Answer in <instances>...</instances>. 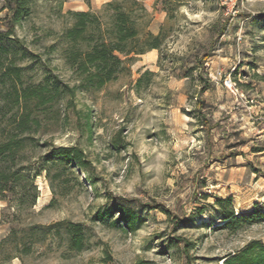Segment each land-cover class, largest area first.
Returning a JSON list of instances; mask_svg holds the SVG:
<instances>
[{"label":"rangeland","instance_id":"374dc122","mask_svg":"<svg viewBox=\"0 0 264 264\" xmlns=\"http://www.w3.org/2000/svg\"><path fill=\"white\" fill-rule=\"evenodd\" d=\"M106 1L65 0L58 11L35 0L11 35L19 41L0 48V145L24 137L15 159L0 162L8 178L0 264H224L251 241L264 245V0H124L143 53L101 88L76 89L70 103L60 92L42 105L13 104L6 54L20 67L18 93L51 91L47 75L73 85L63 56L67 11L98 12ZM148 32L159 35L157 48L146 46ZM22 105L39 124L15 135L8 117ZM70 146L85 168L54 150ZM109 196L134 211L133 226L118 213L98 218ZM229 210L253 216L227 227ZM69 221L83 226L80 251L69 247Z\"/></svg>","mask_w":264,"mask_h":264},{"label":"trees","instance_id":"16d2710c","mask_svg":"<svg viewBox=\"0 0 264 264\" xmlns=\"http://www.w3.org/2000/svg\"><path fill=\"white\" fill-rule=\"evenodd\" d=\"M52 3V8L61 10L62 3L65 0H46ZM86 3L88 0H84ZM124 0H109L103 3L100 11L92 12L89 10H68L67 14L73 19L72 23L63 29L62 37L67 45L63 48V56L65 63L74 73L76 83L69 85L63 83L60 87L56 75H47L46 79L53 80L52 90L46 91L47 86L40 85L36 88H22V93H18L16 85L21 82L20 67L14 64L13 58L15 53L6 54V58L10 59V64L6 67V74L10 75L12 86L15 91L13 104H26L30 98L36 99V105H42L46 102L53 101L62 92L68 95V101L75 95V90H87L101 88L105 83L116 78L121 70L125 60L132 58L134 54L143 53L142 47L139 46L140 30L137 26L136 18L133 16V7L125 6ZM0 12L6 11L4 17L0 18L5 26L4 29L0 25V48L7 49L10 42H18V38L11 35L15 26L19 25L23 20L29 18L33 11L35 0H0ZM139 1L133 0L137 6ZM143 8L142 5H140ZM147 47L157 48L159 35H153L148 32ZM51 47V46H50ZM12 57V58H11ZM208 55L205 54L204 59ZM203 82L200 92H204L208 87L205 79L199 77ZM203 102L197 99L198 112ZM3 106H0L1 115L5 116ZM8 117L11 121L15 135H20L34 128L39 124L37 116H33L32 109L27 105L16 107V109ZM201 124L207 128L208 121L203 114H200ZM24 137L16 138L10 136L5 143L0 145V162L4 161L7 156L15 159L18 154L21 141ZM15 147V148H14ZM62 157L67 161L76 163L77 166L85 168L84 154L80 149L74 146L58 147L57 149ZM7 152V153H6ZM54 152V151H53ZM84 172H88L84 169ZM19 171L15 170L12 175L14 179L19 176ZM8 181L6 171L0 166V199L2 192L7 190L5 185ZM112 201L109 209L104 213H98V218L103 219L104 216H111L118 213L117 222H122L125 226H133L136 215L132 209L126 207L121 202L113 201L116 197L109 196ZM222 200V199H218ZM228 197L225 201L230 202ZM125 201V200H124ZM146 206L156 208L159 204L151 203ZM166 214H170L168 209L164 210ZM253 215H243L236 217L232 210L226 212V226L231 227L238 220H250ZM65 229L69 236V247L73 250L80 251L84 247L83 226L81 223L67 222ZM186 246V243H185ZM224 264H264V245L258 241L249 242L246 247L224 259Z\"/></svg>","mask_w":264,"mask_h":264},{"label":"built area","instance_id":"2783aa9c","mask_svg":"<svg viewBox=\"0 0 264 264\" xmlns=\"http://www.w3.org/2000/svg\"><path fill=\"white\" fill-rule=\"evenodd\" d=\"M234 2H235V0H224L223 1V3H225L226 5H227V7L229 6V5H233L234 4Z\"/></svg>","mask_w":264,"mask_h":264}]
</instances>
